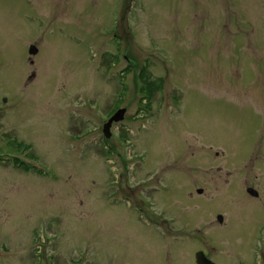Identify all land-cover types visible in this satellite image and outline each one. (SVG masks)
<instances>
[{
    "label": "rangeland",
    "instance_id": "rangeland-1",
    "mask_svg": "<svg viewBox=\"0 0 264 264\" xmlns=\"http://www.w3.org/2000/svg\"><path fill=\"white\" fill-rule=\"evenodd\" d=\"M198 252L264 264V0H0V264Z\"/></svg>",
    "mask_w": 264,
    "mask_h": 264
},
{
    "label": "water",
    "instance_id": "water-1",
    "mask_svg": "<svg viewBox=\"0 0 264 264\" xmlns=\"http://www.w3.org/2000/svg\"><path fill=\"white\" fill-rule=\"evenodd\" d=\"M38 53L37 49L35 47H31L30 48V54L32 55H36ZM124 114H125V110H122L120 112H118L109 122V124L105 127V133L107 134V136L109 137V129H110V126L112 124L113 121H120L123 119L124 117ZM249 193L252 194V195H257L256 192H254L253 190H249ZM218 220L220 222L223 221L222 217H219ZM196 260H197V264H213L212 262H210L209 260H207V258L205 257V255L202 253V252H199L197 255H196Z\"/></svg>",
    "mask_w": 264,
    "mask_h": 264
},
{
    "label": "trees",
    "instance_id": "trees-1",
    "mask_svg": "<svg viewBox=\"0 0 264 264\" xmlns=\"http://www.w3.org/2000/svg\"><path fill=\"white\" fill-rule=\"evenodd\" d=\"M15 146V145H13ZM16 148L20 149L21 145H18V146H15ZM11 163L15 166V167H18V168H21V169H24V170H29L30 168L25 166L20 160L18 159H13V161H11Z\"/></svg>",
    "mask_w": 264,
    "mask_h": 264
}]
</instances>
